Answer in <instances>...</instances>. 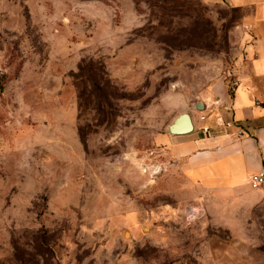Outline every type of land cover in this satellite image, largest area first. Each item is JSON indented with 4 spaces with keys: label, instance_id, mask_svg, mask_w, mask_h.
<instances>
[{
    "label": "rangeland",
    "instance_id": "1",
    "mask_svg": "<svg viewBox=\"0 0 264 264\" xmlns=\"http://www.w3.org/2000/svg\"><path fill=\"white\" fill-rule=\"evenodd\" d=\"M228 2L0 0V264L263 261L264 210L219 226L158 140L232 88Z\"/></svg>",
    "mask_w": 264,
    "mask_h": 264
},
{
    "label": "crops",
    "instance_id": "2",
    "mask_svg": "<svg viewBox=\"0 0 264 264\" xmlns=\"http://www.w3.org/2000/svg\"><path fill=\"white\" fill-rule=\"evenodd\" d=\"M228 3L244 12L243 56L235 83L231 89L222 83L217 97L203 101L202 110L190 112L192 132L171 134L165 129L158 140L170 165L215 205L218 225L246 231L250 226L245 221L264 210V184L254 187L250 180L252 173L264 168V0ZM219 113L232 121L230 128L219 124ZM203 125L211 132H203Z\"/></svg>",
    "mask_w": 264,
    "mask_h": 264
},
{
    "label": "water",
    "instance_id": "3",
    "mask_svg": "<svg viewBox=\"0 0 264 264\" xmlns=\"http://www.w3.org/2000/svg\"><path fill=\"white\" fill-rule=\"evenodd\" d=\"M197 107L203 108L202 101L197 102ZM195 128L192 115L189 111H182L176 118L168 125L167 131L171 134H184L192 132Z\"/></svg>",
    "mask_w": 264,
    "mask_h": 264
},
{
    "label": "built area",
    "instance_id": "4",
    "mask_svg": "<svg viewBox=\"0 0 264 264\" xmlns=\"http://www.w3.org/2000/svg\"><path fill=\"white\" fill-rule=\"evenodd\" d=\"M205 118H206V115L202 114L201 119L204 120ZM218 119H219V124L223 125L225 128H230V126L232 125V121L224 119V117L220 113L218 114ZM202 130L205 133H210L211 127L209 125H203ZM243 133L244 131L242 129L239 130V134H243ZM250 180H251V184L254 187L264 184V168H262L261 170L257 172L252 173L250 176Z\"/></svg>",
    "mask_w": 264,
    "mask_h": 264
},
{
    "label": "trees",
    "instance_id": "5",
    "mask_svg": "<svg viewBox=\"0 0 264 264\" xmlns=\"http://www.w3.org/2000/svg\"><path fill=\"white\" fill-rule=\"evenodd\" d=\"M3 89H4V82H2V80H0V93L3 91Z\"/></svg>",
    "mask_w": 264,
    "mask_h": 264
},
{
    "label": "bare ground",
    "instance_id": "6",
    "mask_svg": "<svg viewBox=\"0 0 264 264\" xmlns=\"http://www.w3.org/2000/svg\"><path fill=\"white\" fill-rule=\"evenodd\" d=\"M129 234V232H127V235Z\"/></svg>",
    "mask_w": 264,
    "mask_h": 264
}]
</instances>
